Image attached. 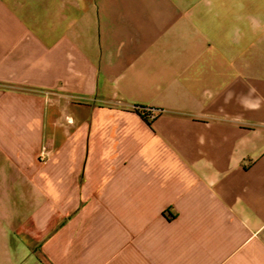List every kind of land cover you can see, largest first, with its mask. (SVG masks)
<instances>
[{
	"label": "crops",
	"instance_id": "crops-1",
	"mask_svg": "<svg viewBox=\"0 0 264 264\" xmlns=\"http://www.w3.org/2000/svg\"><path fill=\"white\" fill-rule=\"evenodd\" d=\"M0 264H264V0H0Z\"/></svg>",
	"mask_w": 264,
	"mask_h": 264
},
{
	"label": "trees",
	"instance_id": "trees-1",
	"mask_svg": "<svg viewBox=\"0 0 264 264\" xmlns=\"http://www.w3.org/2000/svg\"><path fill=\"white\" fill-rule=\"evenodd\" d=\"M151 110L152 109L135 108V111L144 119H147L149 117Z\"/></svg>",
	"mask_w": 264,
	"mask_h": 264
},
{
	"label": "built area",
	"instance_id": "built-area-1",
	"mask_svg": "<svg viewBox=\"0 0 264 264\" xmlns=\"http://www.w3.org/2000/svg\"><path fill=\"white\" fill-rule=\"evenodd\" d=\"M156 114L157 113L155 111L151 110L148 119H153L156 116Z\"/></svg>",
	"mask_w": 264,
	"mask_h": 264
}]
</instances>
